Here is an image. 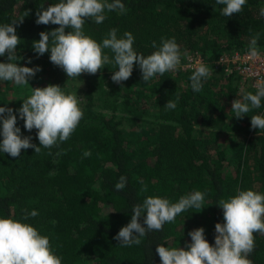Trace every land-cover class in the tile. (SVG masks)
<instances>
[{"label": "trees", "instance_id": "1", "mask_svg": "<svg viewBox=\"0 0 264 264\" xmlns=\"http://www.w3.org/2000/svg\"><path fill=\"white\" fill-rule=\"evenodd\" d=\"M56 2L0 0V25L22 19L16 26L20 37L16 63L41 68L28 85L8 81L6 91L17 95L13 110L21 136H31L37 146V130H26L15 111L32 87L48 79L45 86L56 84L66 93H75L84 116L71 137L58 147H41L40 153L22 149L16 158L0 152V217L30 223L47 235L62 264H160L158 244L186 247L191 243L188 233L199 227L214 245L215 224L224 222L219 201L238 190L264 194V130L251 127V115H264V99L259 109L237 119L231 111L232 101L242 99L246 92L255 94L256 88L244 83L238 69H228L229 62L220 63V56L228 51L248 49L257 34L258 49L264 50V0H246L243 10L231 17L221 14L223 5L215 0H122L125 13L106 12L102 24L85 21L83 31L98 43L112 28L118 30V37L131 32L134 50L145 56L156 50L153 41L159 46L161 38L172 37L182 54L185 49L201 51L211 76L203 80L200 92L191 88L189 77L194 67L181 66L174 73L158 74L144 82L136 64L131 77L121 84L108 76L118 70L113 64L96 74L82 73L80 93L74 91L66 83L63 69L50 62V50L41 56L32 47L40 32L59 27L35 22L41 6ZM0 62H8L7 55L0 56ZM41 74L45 77L40 81ZM4 99H0V107L8 108ZM168 100L176 101L174 110L165 109ZM120 111L142 114L149 120L142 129L127 132ZM223 119L231 131L203 129L197 135V125ZM87 150L92 155L83 157ZM121 175L127 183L118 191L114 185ZM145 185L147 191L142 192ZM197 190L205 193L201 211L188 209L179 214L161 231L148 232L140 245L125 247L114 239L130 222L133 205L147 196L175 203ZM25 209H35L38 215L24 220ZM254 237L249 259L252 264H264V234L255 233Z\"/></svg>", "mask_w": 264, "mask_h": 264}, {"label": "clouds", "instance_id": "2", "mask_svg": "<svg viewBox=\"0 0 264 264\" xmlns=\"http://www.w3.org/2000/svg\"><path fill=\"white\" fill-rule=\"evenodd\" d=\"M215 3L223 5V16L231 17L243 10L246 0H215ZM117 10L121 14L126 12L122 0H58L46 8L41 6L36 12V24L59 27L50 32H40V38L33 41L32 47L41 56L50 50V62L62 68L69 78H77L82 73L96 74L106 65L113 64L118 70L114 71L111 79L117 84L131 77L134 64L139 66L142 80L148 82L158 74L178 71L182 55L191 62L187 52L181 53L175 37L161 38L159 46L153 41L152 47L156 50L145 56L134 50L135 37L129 31L118 37V30L112 28L102 43L85 34L86 20L102 24L107 18L106 12ZM261 15H264V8ZM19 23L22 19L0 25V56L7 55L8 58V62H0V81L25 86L41 68L16 63L17 45L20 44L16 26ZM66 28L71 31L66 32ZM105 49L112 55L105 53ZM260 57L257 34L250 40L247 58L258 61ZM220 63H223L222 58ZM210 76L211 69L197 61L189 77L192 90L200 92L203 80ZM255 88V94L246 92L242 99L232 101L231 111L237 119L261 107L264 81L257 82ZM22 101L21 107L15 111L23 119L26 130H37L39 146L32 143L31 136H21L14 110L0 107V152L14 158L20 157L22 149L33 148L35 153H40L41 147H58L59 143L71 137L84 116L77 95L66 93L56 84L32 87L31 93ZM164 107L174 110L176 101L168 100ZM251 127L264 130V115H251ZM91 155L90 150L83 152V157ZM126 183L127 178L121 175L114 187L120 191ZM140 183L143 184V181ZM141 191L146 192L147 186H143ZM204 197L205 193L198 190L181 196L175 203L159 196H147L142 203L133 205L130 222L120 228L114 239L125 247L140 245L141 238L148 232L161 231L165 223L173 222L179 214L188 209L201 211ZM218 205L223 209L224 222L215 224L214 245L205 239L203 227L196 228L188 233L191 243L186 247L158 244L156 253L160 264H252L249 255L255 248L254 234H264V194L253 189L238 190L234 196L221 199ZM23 213L24 220L38 215L35 209L30 212L25 209ZM142 216L143 223L140 222ZM0 264H62V259L54 252L50 238L42 235L36 227L12 217H0Z\"/></svg>", "mask_w": 264, "mask_h": 264}, {"label": "rangeland", "instance_id": "3", "mask_svg": "<svg viewBox=\"0 0 264 264\" xmlns=\"http://www.w3.org/2000/svg\"><path fill=\"white\" fill-rule=\"evenodd\" d=\"M185 52H187L188 55L191 57V62L187 58L181 57V66L183 68L195 67V63L197 61L204 63V56L201 51L185 49ZM64 75H67V74L64 72ZM111 75L112 74H109L108 76L111 77ZM43 76H44L43 74L40 75V81L43 80ZM47 82H48V79L43 80V83L42 82L39 83V87H44L47 84ZM66 83H68L73 88L74 91H77L78 93H80L79 90L82 85L80 76L77 78H69L67 76ZM7 84H8V81H2V84L0 83V99L5 98L3 101V104L13 109V107L16 105L13 103L14 102L17 103L18 98L16 97L17 95L11 94L10 92L6 91ZM242 86L243 85H241V87ZM102 111H107V110L103 109ZM118 113L124 117L123 126L127 132L142 129L146 125L145 122L149 120L148 117H145L142 114H132V113L124 112V111H120ZM223 121H225V119H223L222 121L214 122V123H208L207 125L206 124L197 125V128H198L197 135L200 136L203 133V129H207V130L214 129V130L221 131L222 133L224 132L226 133V131H231L225 128Z\"/></svg>", "mask_w": 264, "mask_h": 264}, {"label": "built area", "instance_id": "4", "mask_svg": "<svg viewBox=\"0 0 264 264\" xmlns=\"http://www.w3.org/2000/svg\"><path fill=\"white\" fill-rule=\"evenodd\" d=\"M248 49L244 51H236L225 53L220 56L224 61L229 62L228 69L236 68L242 73V78L244 83H248L255 87L257 82L264 81V50H259L261 52V57L258 61H250L247 58ZM244 86V84H242Z\"/></svg>", "mask_w": 264, "mask_h": 264}]
</instances>
